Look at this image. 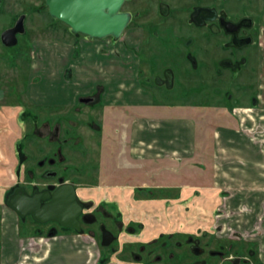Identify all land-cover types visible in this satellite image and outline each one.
Returning <instances> with one entry per match:
<instances>
[{
    "label": "rangeland",
    "instance_id": "374dc122",
    "mask_svg": "<svg viewBox=\"0 0 264 264\" xmlns=\"http://www.w3.org/2000/svg\"><path fill=\"white\" fill-rule=\"evenodd\" d=\"M207 1L221 5L233 18L249 14L252 6L250 0ZM44 2L45 0H4L0 11V36L18 15L22 12L28 14L27 34L20 38L17 47L6 49L0 40V107L8 109L13 115L19 129L18 135H23L24 132L26 135L21 148L22 166L16 179L17 184L29 191L33 188H46L49 184L58 186L64 182L73 183L79 188L83 198L80 200L88 205L85 213H92L98 219V223L92 227L83 226L84 233H80L88 236H94L95 233L96 240L85 236L75 237L77 241L74 243L79 248H87L89 252L95 250L94 256H89L88 264H94L93 259H97L99 252L103 254V258L109 259L113 250L119 252L122 248H125V252L118 254V258L127 259L129 264H139L133 260L131 253H139L143 246L153 255L152 261L160 257L159 264H167L170 254L178 255L177 247L182 246L187 250L188 256H191L188 249L190 239H200L202 248H207L209 242L214 249L221 246L244 249L261 247L264 255V199L257 197L264 192L260 185L257 186L258 183L249 182L248 179L254 171L256 176L260 174L264 170V163H261L262 160L251 163L246 155L248 140L257 153L264 155V1L255 0L258 14L253 16L257 24L254 46L242 53L235 51L232 61L239 62L234 72L232 69L221 68L219 74L220 66L215 64L230 57V51L220 41L225 38H212L207 48L205 33L178 29L174 25L178 18L170 19V28L154 33L141 31L136 25H131L115 46L95 41L76 49L81 53V60L75 79L77 81L73 86L76 91L80 90L81 97L89 95L98 85L105 84L107 92L104 98L108 102L116 104L120 100L125 105L135 106L142 103L144 97V102L151 103L152 110H158L163 116L172 114L170 111L166 112V109H174L176 114L173 113V116L187 115L197 120L196 155L190 162L175 163L176 168L186 170L177 169L174 176L160 175L156 180L157 185H162L163 180H167L171 185L186 183L201 186V203L193 212L206 214L207 221L202 224L206 229L196 230L202 226L199 222L192 221V234L161 236L147 243H142L138 236L142 229L140 225L125 228L116 205L108 202L95 204L100 201L101 189L105 186L139 185L144 176L151 179L152 176L140 172L137 161L132 160L130 163L128 160L131 127L130 121L123 122L127 119H124L126 116L130 119L141 117L145 113L134 108L126 112L123 106L115 115L102 106L90 108L83 105L77 111L71 105L44 104V92L40 94L39 91L42 88L46 91L51 86L50 83L59 84L56 83L60 82L59 66L62 61L51 57L46 51L38 59L41 46L53 51L58 48L61 49L59 53L68 55L76 44L68 28L49 15ZM191 37L196 42L193 45L189 42ZM161 39L169 41V44H161ZM202 46L206 48L205 51ZM190 54L195 57L196 63L190 62ZM103 56L111 59L109 65H104ZM152 56L156 59L150 60ZM33 57L38 61L37 71L33 66ZM167 68L173 72L172 88L155 82L156 77H163V71ZM89 81L92 84L90 90L84 87ZM73 86H69L70 91ZM139 91H143V96L134 97ZM251 93H255V97H261L260 104L255 109L249 104L248 96ZM74 103L77 105L78 101ZM90 119L97 123L96 131L89 127ZM57 127L60 129V138L67 139L69 143L61 148L62 161L55 155L60 143L51 144L46 139L54 134ZM114 127L121 131H116ZM122 131L125 133L123 136ZM204 136L208 137V145L204 150L207 155L202 157L206 153H201L203 150L199 141L204 140ZM49 160H54L57 165L51 167ZM40 162H46L45 167L42 168ZM113 168H117V172L108 174ZM47 170L56 172L60 178L46 179ZM180 175L185 176L184 182L178 181ZM94 192L98 194V200L92 198ZM87 193L90 199L87 198ZM257 198L262 200L258 204L254 201ZM23 221L26 226L22 231L33 238L46 236L48 231L63 232L53 223L37 225L30 217ZM102 225L117 238L107 249L99 246ZM130 229H135V235L134 230ZM42 245L46 246L45 243ZM113 258L114 262L118 261ZM194 258L192 255L190 259ZM28 259L29 264H40L31 256ZM172 263L177 264L176 261Z\"/></svg>",
    "mask_w": 264,
    "mask_h": 264
},
{
    "label": "crops",
    "instance_id": "0c3cea01",
    "mask_svg": "<svg viewBox=\"0 0 264 264\" xmlns=\"http://www.w3.org/2000/svg\"><path fill=\"white\" fill-rule=\"evenodd\" d=\"M85 43L89 44L90 42L82 41L79 48H82ZM76 49V47L70 49L68 55H66L59 53L61 49L58 50L57 48L53 51L45 46H41L40 54H37L38 59L42 55L44 56V51H46L51 57L62 61L61 66H59L60 82L56 83L59 84L52 85L50 83L49 85L51 86L48 85L49 88L46 91H44V88L39 91L40 94L44 92V104L51 106L71 105L75 107L74 101H78L81 98L82 93L79 89L76 91L73 86L77 81L75 79H77V69L81 60V53ZM35 59L33 57V66L34 68L36 67L37 71L38 61ZM103 60L104 65L111 63L110 58L106 59L103 56ZM41 83L43 86L42 79ZM71 85L73 89L70 91L69 86ZM91 85L89 81L84 87H88L90 90ZM100 87L104 99V108L109 109L111 114H118L119 108L121 109L122 106L126 112L134 108L137 111L141 110L142 114L143 112L145 113L141 117L129 119L126 116L124 118L127 119L123 122L130 121L129 126L131 127L129 130L131 137L130 147L127 148V154L130 163L133 160V162L137 161L140 164L138 167L139 169L141 168L140 172L155 178L152 179L151 177V179H148L144 176L145 178H141V181H143L139 185L105 186L101 189L103 191L100 199L99 196L97 197L98 194L96 192L92 194V198L100 200L95 204L108 202L116 205L121 212L125 228H128L130 225H140L139 227H142L138 233L142 243L151 242L161 236L178 237L192 234V221H195V223L199 222L200 226L207 221L205 213L200 212L197 214L195 211L193 212L194 208H199L200 199H202L200 192L203 191V188L186 183L171 185L167 183V180H163L164 183L162 185H157L158 180H156V177H160V175L162 177L165 174L172 177L178 169L175 163L190 162L194 158L197 153V120L187 115L173 116V113L176 112L174 109H166V112L170 111L172 114L163 116L158 113V110L157 112L153 111V105L149 102H144V97H142V103H137L135 106L125 105L120 100H117L116 104L108 102L104 98L107 86L104 84ZM95 90L96 88L88 94L91 95ZM139 95L143 96V91L137 92L134 97H138ZM12 119L13 121L11 122L10 120ZM14 120L13 115L10 114L8 109L0 107V264H29V256L33 260L39 261L40 264H88V258L89 256H94L95 250L92 249L89 252L87 248L81 249L78 244L75 245L74 243L77 241L75 240L76 236L86 237V235L63 231L57 233L54 238H49L47 235L33 238L29 233L22 231V228L26 226V222L22 221L13 210L6 206L7 194L18 185L16 179L22 166L20 163L21 148L26 139L25 132L23 135H18L19 129ZM114 129L121 131L117 127H114ZM122 132L121 135L123 136L125 133L124 131ZM204 138V140L199 141L203 150L201 153H206L204 150L208 145V137L204 136ZM204 155H207V153L202 154V157ZM246 155L248 159H251V163H257L256 160L259 162L262 160L261 163H264V155L257 153L255 147H252L249 143V140L247 142ZM165 165L167 166L164 167ZM117 168L111 169L108 174H115ZM178 170L184 171L186 169L179 168ZM261 171L257 175L258 177L255 171L250 173L248 179L249 182L258 183L257 186L259 187L260 185L261 191L264 192V170ZM259 176H263V178ZM184 178V175H180L178 181L184 182ZM146 181H149V183ZM77 192L81 199L82 195L79 188H77ZM88 194L87 198L90 199L91 197ZM257 197L264 199V193L258 194ZM254 201L258 204V201L261 202L262 200L257 198ZM205 229L204 226L196 228V230ZM43 243L46 246H43ZM112 252L108 262H112L113 257H115L119 262L113 261L114 264H129L127 263V259L118 258L120 252L116 250ZM257 253L259 259L264 263L261 247H257ZM98 255L97 259H93L94 264L99 263L98 259L101 255L103 258L101 252ZM27 260L29 261L27 262ZM122 260L124 263H121Z\"/></svg>",
    "mask_w": 264,
    "mask_h": 264
},
{
    "label": "flooded vegetation",
    "instance_id": "af4514ba",
    "mask_svg": "<svg viewBox=\"0 0 264 264\" xmlns=\"http://www.w3.org/2000/svg\"><path fill=\"white\" fill-rule=\"evenodd\" d=\"M252 2V6L250 7L249 14H243L241 17H236L233 18L230 12L227 9H224L221 5L219 6L216 3H213V1H207V0H126L125 3L122 6V9L120 13L124 14H130L131 20L126 27L125 31L131 26V25H136L137 29L141 31H151V32H158L161 29H168L170 28L171 25V20L174 18H178L176 21L177 23L174 24L177 26L178 29L181 30H187L191 32H204L206 38H205V43L206 47L208 48V44L212 38H218V37H223L225 38L224 41L220 40L221 42H224V47L227 49V51H230V57H225L221 59L220 61L215 62V64L219 65L220 68L218 69V73L221 74V68L223 69H232L233 72L235 71V67L237 66V61L233 62L232 59L234 58V53L237 51L238 53H242L243 51L252 49L254 46L255 42V34H256V20L253 17L254 15L258 14L257 10H255V0H250ZM264 1V0H260ZM4 4V0H0V11L2 10ZM44 7L47 9L49 13V8L47 6V0L44 2ZM128 7V9H127ZM264 11V9H262ZM27 15L25 13H21L18 15V17L15 19L13 24L7 29H11L16 25V22L18 19L22 16L25 17V28H26V21H27ZM50 15V13H49ZM149 17V18H148ZM148 18V19H146ZM143 20L142 22H138L137 20ZM55 20V19H53ZM56 22L60 23L61 25H64L65 27L68 28L70 35L73 37L75 41V47L79 48L81 45V42H101V43H108L107 46H115L117 45L119 40H115L113 37H109L106 39H89L87 36L78 34L74 35L71 32V29L68 25L65 23L55 20ZM4 30V31H5ZM3 31V32H4ZM124 31V33H125ZM2 32V33H3ZM1 33V34H2ZM123 33V35H124ZM27 34V28L26 32L24 35H18V44H20V38L24 37ZM122 35V36H123ZM159 37V35H158ZM1 40V36H0ZM160 41L161 44H169V41L163 40ZM190 45H193L196 43L194 39L191 37L190 39ZM2 43V41H1ZM189 44V43H188ZM2 46L6 49H12L15 47H10L7 48L3 44ZM204 47V46H202ZM206 48L204 47V51ZM227 51H224L225 53ZM190 58V62L196 63L195 57L192 56L191 54L188 56ZM156 59L155 56H152L150 60ZM166 63V62H165ZM264 64V62H263ZM217 65V66H218ZM139 76V75H138ZM155 82L159 83V85H165L168 88H172L174 79H173V72L172 69L167 68L163 71V77L159 79L156 77ZM253 88V87H252ZM258 89H260L258 85ZM220 90V88H219ZM218 90V91H219ZM255 93H251V95L248 96L250 99V105L253 106L255 109L259 104L260 100V95L254 96ZM87 106L90 108H95V107H104V99L102 96V89L101 87H96V90L94 93L88 96H84L79 98L78 104L73 107L77 111L81 110L80 106ZM91 120V121H90ZM89 120V127L92 128L94 131H96V124L94 119ZM94 122V123H93ZM59 127L55 129V132L52 136L46 138L48 140V143L54 144L59 142L60 146L57 149L56 152V157L62 161V149L67 146L69 143H67V139H61L60 138V133H59ZM76 136V135H75ZM79 137V135H77ZM74 143V142H73ZM72 143V144H73ZM74 145V144H73ZM75 146V145H74ZM62 148V149H61ZM46 162H40L39 165L41 167H45ZM48 164L51 167H54L57 165V162L54 160H49ZM46 179L48 180H55L59 179L60 177L57 175L56 172L47 170L46 171ZM64 183H70V182H64ZM62 184V183H61ZM60 184V185H61ZM73 184V183H72ZM58 185V186H60ZM75 185V184H74ZM17 187H24L21 185H16ZM15 186V187H16ZM50 186H55L58 187L57 185L54 184H49L47 185L46 188H33L31 191H29L26 187H24L29 194H32L35 189H38L39 191L46 190ZM14 187V188H15ZM16 187V188H17ZM76 187V185H75ZM77 189V187H76ZM80 199V198H79ZM82 202V201H81ZM83 203V202H82ZM85 206H84V214H92V213H85ZM93 212V211H92ZM94 215V214H92ZM95 216V215H94ZM96 217V216H95ZM33 220V219H32ZM98 223V219L96 218V222L93 224H86L82 222V230L83 226H93ZM37 224V223H36ZM51 224V223H49ZM56 224V223H53ZM39 225V224H37ZM47 225V224H46ZM59 226L58 224H56ZM60 227V226H59ZM62 228V227H60ZM107 228V227H106ZM101 230V227H100ZM131 231L134 230V235H135V229H130ZM110 231V230H109ZM111 232V231H110ZM82 233V232H81ZM51 234V235H50ZM80 234V233H78ZM57 232L53 231H48L47 236L49 238H54L56 237ZM92 235V234H91ZM94 236H88L93 240L97 239L96 234H93ZM115 236V235H114ZM205 236H207L205 234ZM101 241L99 246H102V232L100 235ZM116 238V236H115ZM117 239V238H116ZM115 239V241H116ZM193 240V242H192ZM200 239H190V244H189V253L190 255L194 256L195 258L191 260V256H188V252L186 249L181 247H177L178 249V255L174 256L173 254H170L169 260H167V264H174L172 262L176 261L177 264H264L260 259L259 255L257 253V248H225L221 246L220 248L214 249L211 248V243L209 242L207 245V248H202L200 247ZM115 241L113 243H115ZM118 241V240H117ZM112 243V245H113ZM151 244V243H150ZM111 245V246H112ZM180 245V244H178ZM110 246V247H111ZM103 247V246H102ZM108 247V248H110ZM103 249H107V247H103ZM115 251V250H113ZM120 254L125 252V248L119 249ZM140 253V254H139ZM139 253H131V257L133 258L134 261H137L139 264H159L161 263L160 257H157L155 260L152 261L153 255H150L149 249L146 247H140ZM231 253V254H230ZM125 254V253H124ZM232 255V257H230ZM246 255V256H245ZM174 257H176L174 259ZM101 257L98 259V262L101 260ZM152 261V262H151ZM164 263V261H163ZM98 264V263H97ZM105 264H113L112 262H106Z\"/></svg>",
    "mask_w": 264,
    "mask_h": 264
},
{
    "label": "water",
    "instance_id": "95a60500",
    "mask_svg": "<svg viewBox=\"0 0 264 264\" xmlns=\"http://www.w3.org/2000/svg\"><path fill=\"white\" fill-rule=\"evenodd\" d=\"M126 0H47L50 16L71 29L74 35L82 34L89 39L119 40L128 26L130 14L120 13ZM25 17L16 25L1 34L2 44L15 47L18 35H24ZM6 206L21 219L31 217L39 225L56 223L62 228L82 232V222L93 224L96 217L84 214V205L79 199L77 189L72 183L50 186L46 190L35 189L29 194L24 187H17L6 199ZM102 246L110 247L115 236L105 225L101 226ZM51 235V234H50Z\"/></svg>",
    "mask_w": 264,
    "mask_h": 264
},
{
    "label": "trees",
    "instance_id": "16d2710c",
    "mask_svg": "<svg viewBox=\"0 0 264 264\" xmlns=\"http://www.w3.org/2000/svg\"><path fill=\"white\" fill-rule=\"evenodd\" d=\"M17 187V186H16ZM15 187V188H16ZM15 188H13V189H11V191L7 194V197H6V199L13 193V191L15 190ZM85 207H87L88 205H85V204H83ZM31 218V217H30ZM32 219V218H31ZM22 221L24 220V219H21ZM62 229V231H65V232H73V233H76V234H78L77 232H75L74 230H72V229H67V228H61ZM82 233H84V232H82ZM108 261V259L107 258H101V260L99 261V263L98 264H105L106 262Z\"/></svg>",
    "mask_w": 264,
    "mask_h": 264
}]
</instances>
